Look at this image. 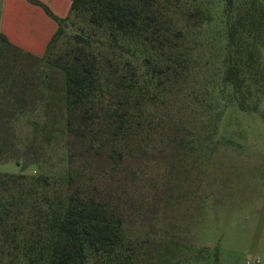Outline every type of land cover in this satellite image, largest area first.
I'll return each mask as SVG.
<instances>
[{
	"label": "rangeland",
	"instance_id": "374dc122",
	"mask_svg": "<svg viewBox=\"0 0 264 264\" xmlns=\"http://www.w3.org/2000/svg\"><path fill=\"white\" fill-rule=\"evenodd\" d=\"M154 5L162 44L115 40L69 9L42 57L1 52V264L15 253L3 235L29 240L76 189L119 222L135 264H264V0ZM3 6L0 26L38 30ZM75 54L95 65L103 107L132 112L119 134L116 116L93 122L92 147L67 125L61 65Z\"/></svg>",
	"mask_w": 264,
	"mask_h": 264
},
{
	"label": "trees",
	"instance_id": "16d2710c",
	"mask_svg": "<svg viewBox=\"0 0 264 264\" xmlns=\"http://www.w3.org/2000/svg\"><path fill=\"white\" fill-rule=\"evenodd\" d=\"M69 1L70 14H86L90 24L108 30L115 40L122 37L135 41L141 39L142 34L151 31L155 33V40L162 44L160 37L163 35V27L160 23V13L154 9L157 0ZM41 5L58 24L43 56L50 42L64 32L61 24L69 15L58 18L47 6ZM78 29L83 31V28ZM75 38L85 40L80 35H75ZM145 40L149 38L145 36ZM11 48L21 51L0 33V54ZM72 59L73 61H67L66 65H61L65 78L67 125L69 130L83 139L87 146L92 147V138L96 136L91 135L94 133L91 129L93 122L106 120L108 116H116L117 119L113 118L116 123L114 132L121 133L127 128V121L132 112L130 107L125 109L114 107L112 110L103 107L98 98L100 85L95 65L89 62L88 58H82L78 54ZM158 69L161 70V67ZM73 117H77L78 125L74 124ZM43 218V222L40 223L42 230L34 231L29 240L22 231L17 237L16 227L8 230V235H3L5 239L11 238L12 250L15 252L8 260V264H135L137 260L135 248L129 247L122 240L119 222L108 213L105 205L92 196H81L77 189L68 196V201L64 205L51 209ZM19 250H22L21 256Z\"/></svg>",
	"mask_w": 264,
	"mask_h": 264
},
{
	"label": "crops",
	"instance_id": "0c3cea01",
	"mask_svg": "<svg viewBox=\"0 0 264 264\" xmlns=\"http://www.w3.org/2000/svg\"><path fill=\"white\" fill-rule=\"evenodd\" d=\"M34 1H37V3ZM41 4L45 6H52L54 13L52 11L51 12L56 15V17L58 16V18H65L69 13L68 10L70 9L69 0H4L3 16L7 14V6H9V8L13 11L22 9L25 12L21 18L23 22L20 24L30 23L33 30H35V28L38 30L34 34H31L26 32L28 31L26 28L23 29L24 31H20L19 29L15 30L10 23H7L6 25H2L1 23L0 26V33H3L12 44H14L19 49L26 51L27 54H31L36 57H39L44 53L48 41L53 36L58 27L57 21L54 19L55 26H52V30H47V20L44 19L45 17L43 18L44 15L40 11L41 8L43 9ZM3 21H5V18H3ZM42 23H44L43 27ZM48 35L49 39L47 42L44 44L41 43L40 40L46 39ZM35 49H37V51ZM255 259H257L259 262L257 257H255Z\"/></svg>",
	"mask_w": 264,
	"mask_h": 264
},
{
	"label": "built area",
	"instance_id": "2783aa9c",
	"mask_svg": "<svg viewBox=\"0 0 264 264\" xmlns=\"http://www.w3.org/2000/svg\"><path fill=\"white\" fill-rule=\"evenodd\" d=\"M258 262V260L257 259H255L253 262H251L252 264H256ZM251 263H249V264H251Z\"/></svg>",
	"mask_w": 264,
	"mask_h": 264
}]
</instances>
